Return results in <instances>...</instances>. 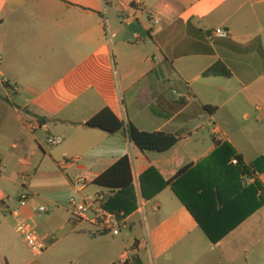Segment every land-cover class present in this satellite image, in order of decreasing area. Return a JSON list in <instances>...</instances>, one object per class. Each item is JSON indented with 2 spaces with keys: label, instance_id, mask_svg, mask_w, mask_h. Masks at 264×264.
Instances as JSON below:
<instances>
[{
  "label": "crops",
  "instance_id": "obj_1",
  "mask_svg": "<svg viewBox=\"0 0 264 264\" xmlns=\"http://www.w3.org/2000/svg\"><path fill=\"white\" fill-rule=\"evenodd\" d=\"M218 28L227 36L215 35ZM219 61L232 76L205 77ZM106 107L139 130L180 141L142 152L124 132L86 126ZM54 135L77 163L61 164L48 143ZM234 154L254 164L252 174L236 170ZM125 155L138 193L151 167L166 182L145 199L147 227L137 192L120 235L71 225L66 195L107 201L116 192L94 180ZM11 166L19 173L7 175ZM19 176L26 206L6 194ZM81 176L88 183L78 192ZM261 189L264 0H0V264H40L48 252L67 264H124L133 255L143 264H264ZM194 213L221 231L241 222L213 243ZM22 222L50 244L43 255L17 232ZM55 230L66 234L58 239Z\"/></svg>",
  "mask_w": 264,
  "mask_h": 264
},
{
  "label": "trees",
  "instance_id": "obj_2",
  "mask_svg": "<svg viewBox=\"0 0 264 264\" xmlns=\"http://www.w3.org/2000/svg\"><path fill=\"white\" fill-rule=\"evenodd\" d=\"M205 77L224 76L231 77L232 73L223 61H219L210 67L204 73ZM42 122V119H40ZM86 126L90 128H98L109 133L124 132L128 139L142 152L154 151V152H166L172 149L178 144L180 138L175 134L156 131L147 132L139 130L132 122L118 118L109 108H104L95 116H93ZM232 156V154H231ZM239 160V164L236 165V170L240 174H252L251 166H246L242 158L239 155L234 154ZM189 166L183 167L176 175L175 178L181 176L188 170ZM94 183L100 187L115 191L116 194L109 197L107 201L104 200V205L109 210H112L118 214L124 213L129 215L136 206V188L133 178V167L131 157L125 155L115 162L111 167L100 174ZM166 184L162 176L156 170L151 167L146 173L140 177V189L141 195L144 199H149L156 195ZM264 193L263 189H261ZM264 205V195L261 196L256 208H260ZM200 227L205 231L207 236L213 243L219 242L224 238L232 229H234L241 221L235 223L223 231L217 223L206 224L201 218L195 215ZM124 264H143L138 255H133L130 262Z\"/></svg>",
  "mask_w": 264,
  "mask_h": 264
},
{
  "label": "built area",
  "instance_id": "obj_3",
  "mask_svg": "<svg viewBox=\"0 0 264 264\" xmlns=\"http://www.w3.org/2000/svg\"><path fill=\"white\" fill-rule=\"evenodd\" d=\"M158 23V20H156ZM214 34L221 37H226L227 32L223 28H218L214 31ZM182 98V96L179 94ZM123 118L126 120L125 113L123 112ZM64 142V138L59 135L50 136L48 143L51 146H58ZM77 159H67L61 162L62 165L67 166L77 163ZM233 165H238L239 160L234 157L231 159ZM27 179V178H26ZM88 183L86 177H78L75 181V186L78 187V192ZM139 187V207L138 213L140 215L141 224L144 228L147 227L146 223V201L141 195L140 185ZM29 200V195L26 192L21 193L19 196L20 206H26ZM70 211L69 223L75 225L78 222H87L93 227L94 236H102L104 234L120 235L123 229L130 228L131 221L129 215L124 213L118 214L112 210H109L104 205V200L101 198H88L82 195H73L68 202ZM39 212H47L46 206H40ZM17 232L28 244L32 254L36 257L43 255L49 248V243L38 233V231L29 223L22 222L17 228Z\"/></svg>",
  "mask_w": 264,
  "mask_h": 264
},
{
  "label": "rangeland",
  "instance_id": "obj_4",
  "mask_svg": "<svg viewBox=\"0 0 264 264\" xmlns=\"http://www.w3.org/2000/svg\"><path fill=\"white\" fill-rule=\"evenodd\" d=\"M111 29V28H110ZM10 122H12V124L14 123V119L12 118V120L10 121ZM52 148H55V151H56V154L58 155V156H61V159H63V160H67V158L68 157H65V156H67L68 155V153H69V149H68V144H67V141H66V139H65V142L62 144V145H59V146H55V147H52ZM14 172H17V173H19L18 171H16L15 169H14V167L13 166H11L10 167V170H9V172H7V175H11L12 173H14ZM25 183V180L24 179H22L20 176L19 177H16V185L17 186H15V184H14V186L13 187H11V188H9V190L8 191H6V194L8 195V196H10V197H19L20 195H21V193H22V191H20V193H17V191L18 190H22L23 188H20V185H23ZM1 188H3V190H6V186L5 185H3V186H1ZM136 188V192H137V194H138V196L137 197H139V193H138V189H137V187H135ZM67 197V199H69L70 197H68V195H66ZM93 194H91L90 195V198H93ZM30 197H34V198H36V199H39L38 197V195H34V196H30ZM84 197H86V196H84ZM89 198V197H88ZM44 204H46L49 208L51 207V205L50 204H48V203H44ZM65 205H67L68 206V204L67 203H65ZM59 213H63L64 215H68V212H66V209H64V208H60V212ZM42 215H46V216H49L50 217V213L49 214H46V213H42ZM70 227L71 228H73L71 225H70ZM54 234H55V236L58 238V239H60L61 238V236H63V235H65L66 234V232L65 231H60V232H57L56 230L54 231ZM13 236L15 237V239L17 238V236H16V234H13ZM18 239H20V238H18ZM21 240V239H20ZM58 247V246H57ZM60 247V246H59ZM49 253L50 252H48L47 254H45L44 256H42V257H40L39 258V262H40V264H67L69 261H68V259L67 258H65V259H63V257H60L59 255H53V259L51 260L50 258H48V256H49ZM30 256V255H29ZM47 262H49V263H47Z\"/></svg>",
  "mask_w": 264,
  "mask_h": 264
}]
</instances>
